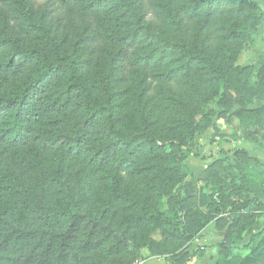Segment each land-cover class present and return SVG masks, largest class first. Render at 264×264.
Here are the masks:
<instances>
[{
	"label": "trees",
	"instance_id": "1",
	"mask_svg": "<svg viewBox=\"0 0 264 264\" xmlns=\"http://www.w3.org/2000/svg\"><path fill=\"white\" fill-rule=\"evenodd\" d=\"M9 5L0 0V15L5 18L0 49L11 41L8 33L20 22V5L11 3L12 11ZM43 12L39 17L51 15L48 20L56 33L67 20L79 32L70 47L63 49L51 41L48 54L16 47L0 60V157L7 163L12 159L9 149L22 148L25 153L33 142L46 151L56 147L64 154L83 155L93 166L86 183L99 204L86 212L81 195L60 190L62 197L38 215L24 206H0V264H131L138 259V249L156 243L153 234L161 238L169 259H186V250L212 221L226 229L217 246L222 264H264V224L245 237L264 215V205L250 208L241 192L252 188L258 199H264V184L252 182L242 171L246 186L238 189L235 176L228 173V182L220 177L213 181L212 194L200 195V207L208 212L200 207L193 211L189 204L194 195L175 193L170 196L174 207L166 209L164 196L184 181L185 174L178 161L165 154L166 142L159 140L166 129H177L171 125L180 124L182 101L217 95L228 74L233 78L251 74L252 66L234 62L246 35L256 32L264 18L259 5L253 0H46ZM146 17L163 28L161 36L137 27L136 21ZM41 26L48 35V27ZM257 63L254 85L263 92L264 57ZM93 70L110 93L108 102L102 101L99 83L89 76ZM22 74L27 75L24 80L19 79ZM135 87L140 90L141 121L135 127L126 121L121 128L123 113L131 105L123 97ZM160 90L172 96L165 98ZM118 98L123 99L116 103ZM71 110L79 119L56 136L55 115ZM240 113L241 127L263 126L264 107L242 108ZM157 114L166 118L164 125L151 120ZM216 177L217 172L211 174ZM57 183L55 178L50 186ZM219 194L220 200H246L220 207ZM52 197L48 190L45 204Z\"/></svg>",
	"mask_w": 264,
	"mask_h": 264
},
{
	"label": "rangeland",
	"instance_id": "2",
	"mask_svg": "<svg viewBox=\"0 0 264 264\" xmlns=\"http://www.w3.org/2000/svg\"><path fill=\"white\" fill-rule=\"evenodd\" d=\"M9 1L14 6L20 5L17 8L20 12V16L18 15L20 22L18 27L9 31L8 35L11 36V41L0 49V60L6 59L3 56L13 53L16 47L23 50L37 49L48 54L51 41H55L59 47L64 49L70 47L71 43L77 38L79 29L70 20L65 21L56 33V26L48 20L51 15L44 17V19L40 18L44 13L46 0ZM9 1L7 0L12 11L15 7L11 6ZM253 1L259 5L264 15V0ZM28 3H31L33 8ZM56 12L54 10L53 14ZM74 15L80 19V14L74 13ZM4 19L0 15V24ZM41 24L48 27V35L43 31ZM136 25L142 28L141 32L150 33L152 36H161V33H163V28L157 27L148 17L137 20ZM172 30L177 31L175 27ZM167 33L169 32L167 31ZM177 40L178 37L176 39L172 38V41ZM259 57H264V18L260 21L256 32L246 35V41L243 43L241 52L234 62L235 66L239 67L249 68L252 66L251 74L246 77L238 76L237 78H233L228 74L222 80L223 84L217 95H213L206 100L191 97L187 102L182 101L183 115L180 119H177L180 124L171 125V127L176 126L177 129L174 130L170 127V132L167 129L162 132L163 136H160L161 139L159 140L166 142L165 154L171 155L172 159L177 160L182 172L185 174L184 181L167 196H164L162 206L166 209L174 207L170 196L175 193L182 197L194 195L195 200L189 206L193 211H198L202 201L200 195L202 193L212 194L215 189L214 182L218 181L220 177L228 182L230 179L228 173L235 176L234 185L238 189L246 186V183L241 181L242 171L247 174L252 182L259 185L264 184V119L262 121L263 126L260 129L245 128L239 124L242 108L264 107V91L262 92L254 85L257 79L256 74L260 68L257 63ZM248 68H245L243 72L248 73ZM88 74L89 71H87ZM98 74L93 70L89 76L99 83L101 99L105 103L108 102L110 93L102 84ZM26 77V74H22L19 79L24 80ZM153 87L154 85L151 86V90H153ZM223 92H225L224 95ZM139 93L140 90L136 87L135 89L130 88L127 93L125 92L126 95L123 98L128 102L127 105L131 104L132 106L127 107L125 113H123L122 123L119 124L121 128L124 127L126 121H132L134 127L140 123L141 118L137 113L141 108L140 103L137 101ZM160 94L165 98L172 96V92L167 90H160ZM123 98H118V101L115 102L117 103ZM156 103L154 102V104ZM239 103H241V106ZM161 108L162 106L158 102L157 109L160 110ZM78 115L73 110L55 115V120L58 123L52 133L54 132L56 136L65 133L68 124L75 119H79ZM157 115H159L157 119L151 120L161 121V125H164L166 118L160 114ZM172 142L175 143L174 145L179 144L180 146H173ZM1 149L0 146V151ZM21 149H9L12 159L7 163H4L3 158L0 157V187H8V190L0 191V206H24L31 214L38 215L46 207L51 208L54 206L53 199L62 197L59 193L60 190L73 191L81 195L86 200L83 203V210L86 212L94 210L98 206L99 202L93 194V190H91V184L86 183L85 176L87 171H92L93 166L84 160L83 155L64 154L56 147H49L46 151L36 142L26 146L25 153ZM8 163L12 166L8 167ZM14 163L16 164L14 165ZM215 172L219 177L211 178V174ZM55 178L59 180V183L50 186ZM48 190L53 194V197L49 201L50 203L45 204L44 195ZM55 192L59 195H56ZM241 192L250 201V208L256 209L258 203L264 205V199H258L252 188H246ZM221 195H216L220 207H230L233 201L242 203L246 200L234 198L220 200ZM200 208L206 213L207 209L205 207ZM263 224L264 215L257 217L254 225L246 232V239L254 231L259 230ZM225 234V227L212 221L201 233L199 244L193 242L186 250L189 255L188 258L181 260L169 259L160 242L161 238L158 234H153L152 238L156 243H152L148 248L138 249L137 258L144 259L147 264H215L221 258L217 254V260L213 262L208 250L214 247L211 245L212 243H216V246L219 245ZM214 252L217 253V250L215 249ZM219 263L222 264L223 260Z\"/></svg>",
	"mask_w": 264,
	"mask_h": 264
},
{
	"label": "crops",
	"instance_id": "3",
	"mask_svg": "<svg viewBox=\"0 0 264 264\" xmlns=\"http://www.w3.org/2000/svg\"><path fill=\"white\" fill-rule=\"evenodd\" d=\"M199 239H200V238H198L196 241H194L195 244H196V243L199 244V241H200ZM211 245H213L214 247H213L212 249L208 250V253L210 252V253H209V256L213 258L212 260H213V262H214L215 260H217V254H218V248H217V246H218V245L216 246V243H212ZM215 249L217 250V253L214 252ZM199 261H200V260H199ZM197 264H199V263H197Z\"/></svg>",
	"mask_w": 264,
	"mask_h": 264
},
{
	"label": "built area",
	"instance_id": "4",
	"mask_svg": "<svg viewBox=\"0 0 264 264\" xmlns=\"http://www.w3.org/2000/svg\"><path fill=\"white\" fill-rule=\"evenodd\" d=\"M131 264H147V263L144 259L138 258L137 260L133 261Z\"/></svg>",
	"mask_w": 264,
	"mask_h": 264
}]
</instances>
